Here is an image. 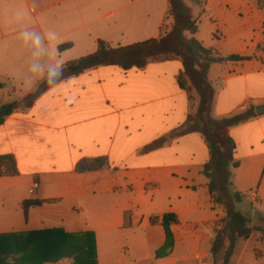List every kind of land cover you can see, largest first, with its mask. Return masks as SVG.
<instances>
[{"label": "crops", "instance_id": "obj_1", "mask_svg": "<svg viewBox=\"0 0 264 264\" xmlns=\"http://www.w3.org/2000/svg\"><path fill=\"white\" fill-rule=\"evenodd\" d=\"M198 1L191 7L194 19L207 23L218 40L206 49L224 59L208 71L213 120L256 113L264 107V0ZM18 9L28 10L30 27L58 33L67 64L95 54L100 42L120 48L159 39L169 1L0 0V106L22 101L41 85L23 86L29 50L18 38ZM199 36L198 26L197 40L205 46ZM182 72L179 59L128 71L101 67L60 83L32 108L10 116L0 126V156L15 158L19 176L0 178V236L92 233L97 264H223L228 244L215 253L213 242L226 213L213 205L203 174L208 145L200 132L175 135L199 105L180 88ZM230 137L239 163L232 191L249 200L253 215L247 218L264 216V113L230 129ZM98 158L108 159L106 170L75 172L82 160ZM28 202L36 206L25 212ZM166 215L178 220L169 228L168 245ZM261 240L236 243L230 264H264Z\"/></svg>", "mask_w": 264, "mask_h": 264}, {"label": "trees", "instance_id": "obj_2", "mask_svg": "<svg viewBox=\"0 0 264 264\" xmlns=\"http://www.w3.org/2000/svg\"><path fill=\"white\" fill-rule=\"evenodd\" d=\"M168 1L167 22L159 39L120 48L100 42L95 54L66 64L65 79L62 82L101 67L115 66L128 71L144 69L153 62L170 59L182 61L183 72L178 77V84L183 90H195L199 105L196 114L190 116L175 135L200 132L208 145L210 162L204 167L203 174L209 179L208 189L213 205L223 208L226 213L223 229L217 232L213 242V250L216 253L227 243L223 264H230L237 241L248 240L253 235L252 229L248 227V218L237 209L245 200V195L231 190L232 169L238 168L239 163L235 161L236 144L230 137V129L256 118V113L251 109L230 118L213 120L211 114L215 90L208 81V71L213 64L223 62L224 59L204 48L195 38L198 23L184 0ZM195 2L200 4L198 0ZM67 47L68 45L60 50ZM243 60L245 59L240 57L229 58V61ZM47 91L41 84L36 92L22 101L0 106V126L18 110L32 108ZM160 144L161 142L155 143L146 151L156 149ZM108 167L106 158L82 160L77 164L75 172L87 174L104 171ZM18 176L15 158L10 155L0 156V178ZM28 206L36 205L32 202L24 203L22 210L26 212ZM177 222L174 215H166L162 219V226L168 237L167 245L172 240L169 228ZM257 232L262 234L261 239L264 240V231ZM65 259L73 260V264H97L95 235L87 232L68 234L56 229L0 236V264H58Z\"/></svg>", "mask_w": 264, "mask_h": 264}, {"label": "clouds", "instance_id": "obj_3", "mask_svg": "<svg viewBox=\"0 0 264 264\" xmlns=\"http://www.w3.org/2000/svg\"><path fill=\"white\" fill-rule=\"evenodd\" d=\"M35 8V5H33ZM20 25L19 40L29 50L27 71L23 77V86L33 88L43 84L50 92L56 90L65 79L66 63L57 48L59 35L54 30L37 31L30 27V13L26 9H18L14 13Z\"/></svg>", "mask_w": 264, "mask_h": 264}, {"label": "rangeland", "instance_id": "obj_4", "mask_svg": "<svg viewBox=\"0 0 264 264\" xmlns=\"http://www.w3.org/2000/svg\"><path fill=\"white\" fill-rule=\"evenodd\" d=\"M184 3L191 9V11H192V8L193 7H197V6H199L198 4H196V2H195V0H184ZM192 7V8H191ZM193 15V14H192ZM169 23V22H168ZM198 23V26H199V32H200V36H199V38L202 40V41H204L206 44H205V46L203 45V47H205V48H207L210 44H212V43H216L218 40H217V37H215V38H213V37H211L209 34H210V28H208L207 26L208 25H206V24H204V25H199V22H197ZM206 25V26H205ZM214 28V27H213ZM215 34L214 35H216V31L214 32ZM195 38L196 39H198V37H197V35L195 36ZM189 86V85H188ZM190 88V87H189ZM191 91V95L193 96V98H194V100H195V102H199V97H198V95H197V92L195 91V90H190ZM22 110H24L23 108H22ZM232 190V189H231ZM233 192V191H232ZM237 209H238V211H240L244 216L245 215H249L250 213H251V205H250V202H249V200L248 199H246V200H244V202L239 206L238 205V207H237ZM252 215H253V213H251ZM248 220H249V224H248V227L250 228V229H252V231H253V235L252 236H259L260 238H261V236H262V234H260V233H258L257 231L258 230H263L264 231V216H260V215H258V214H256L255 215V217L254 218H248ZM256 221L257 220V222L259 223V224H262V227H257V226H253V222L252 221ZM261 241H263L264 242V240H261ZM237 243H239V246L240 247H242V245L245 243L244 242V240L243 239H240V240H238L237 241ZM252 243V245H257V243H256V241H252L251 242ZM260 243V242H259ZM263 246H264V244H263ZM239 247V248H240ZM263 252H264V249H263ZM60 263V262H59ZM74 262H73V260H72V263H69V264H73Z\"/></svg>", "mask_w": 264, "mask_h": 264}, {"label": "water", "instance_id": "obj_5", "mask_svg": "<svg viewBox=\"0 0 264 264\" xmlns=\"http://www.w3.org/2000/svg\"><path fill=\"white\" fill-rule=\"evenodd\" d=\"M262 113H264V107L256 109L257 115H262Z\"/></svg>", "mask_w": 264, "mask_h": 264}]
</instances>
